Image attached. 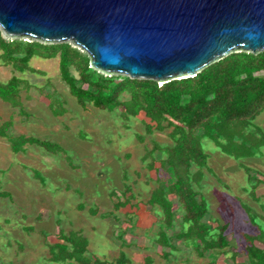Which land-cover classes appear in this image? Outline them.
<instances>
[{
	"label": "rangeland",
	"instance_id": "obj_1",
	"mask_svg": "<svg viewBox=\"0 0 264 264\" xmlns=\"http://www.w3.org/2000/svg\"><path fill=\"white\" fill-rule=\"evenodd\" d=\"M57 61V56H32L28 65L42 73L12 71L0 65V81L15 75L30 85L19 91L27 117L0 100V123H11L7 133L50 141L63 150L52 152L51 147L28 144L25 151L14 153L0 136V264H66L48 261L47 244L58 229L77 228L87 240L90 257L110 261L122 251L128 264H145L144 256L150 257L149 264H210L214 253L198 258L180 240H175L177 249L167 259L161 254L167 249L152 243L160 210L146 200L157 177L162 181L166 176L161 171L154 173L159 152H147L154 143L171 144L170 128L150 130L141 112L126 115L121 107L110 111L90 104L81 107L60 81ZM70 73L75 76L73 69ZM251 126L264 133V109ZM201 145L208 155L199 186L207 205L204 219L210 225L227 223L229 251L217 254L214 264H231V250L238 253L234 263L245 264L241 253L246 237L258 231L248 218L264 230V219L254 214L264 216V200L258 197L264 193V149L252 157L234 159L207 139ZM241 165L249 167L248 174L260 181L253 188L258 199L250 194ZM169 198L178 230L181 211L174 198ZM240 203L253 212L245 213ZM91 208L95 214L89 212Z\"/></svg>",
	"mask_w": 264,
	"mask_h": 264
},
{
	"label": "trees",
	"instance_id": "obj_2",
	"mask_svg": "<svg viewBox=\"0 0 264 264\" xmlns=\"http://www.w3.org/2000/svg\"><path fill=\"white\" fill-rule=\"evenodd\" d=\"M32 56L58 57V77L81 107L90 104L109 111L121 107L126 115L136 116L141 112L149 123L152 122L146 123L150 130L170 128L167 134L171 144L160 146L154 143L147 152H159L154 173L158 175L161 171L166 176L162 181L155 178L157 185L146 200L149 206L155 205L160 210L158 230L152 243L167 249L161 252L165 259L177 249L175 240L190 245L198 258L214 253L210 264H214L217 254L225 255L229 251L226 249L229 248L225 234L227 223L215 221L210 225L204 219L207 205L199 186L202 171L207 169L208 155L201 141H211L220 152L234 159L252 157L260 153V148L264 149V133L259 127L251 126V121L264 109V50L257 53L231 52L194 76L159 84L154 79L99 73L89 67L87 54L68 41L44 43L0 33V65L10 66L12 71L42 73L28 65ZM70 69L74 70L75 76ZM29 87L26 79L11 75L6 81H0V100L16 107L20 115L27 117L19 91ZM124 94L127 97L121 99ZM50 104L48 102V106ZM10 124V120L0 123V136L5 138L12 152L25 151L28 144L51 147L52 152L63 151L50 141L8 134ZM241 166L247 174L250 194L256 199L253 188L260 181L255 175L248 174L249 167ZM170 196L181 211L178 230L174 229V208ZM240 206L245 213L253 212L244 203ZM89 212L95 214L96 210L91 208ZM254 214L264 219V216ZM248 221L257 226L258 232L246 237L244 252L247 264H264V250L252 244L253 240L264 244V230L254 222V218L249 217ZM86 247L87 240L78 231L63 233L59 230L56 240L47 244V259L52 263L128 264L121 251L107 261L88 256ZM230 253L231 264H235L236 253L232 250ZM144 263H150L148 256Z\"/></svg>",
	"mask_w": 264,
	"mask_h": 264
},
{
	"label": "water",
	"instance_id": "obj_3",
	"mask_svg": "<svg viewBox=\"0 0 264 264\" xmlns=\"http://www.w3.org/2000/svg\"><path fill=\"white\" fill-rule=\"evenodd\" d=\"M0 29L70 41L99 73L160 84L264 50V0H0Z\"/></svg>",
	"mask_w": 264,
	"mask_h": 264
},
{
	"label": "crops",
	"instance_id": "obj_4",
	"mask_svg": "<svg viewBox=\"0 0 264 264\" xmlns=\"http://www.w3.org/2000/svg\"><path fill=\"white\" fill-rule=\"evenodd\" d=\"M146 123H148V122H146ZM264 194V193H263ZM263 194H260V195H258V197H259V199H262V200H264V198L262 197V195ZM256 227V229H257V226H255ZM264 228V227H263ZM59 230H61V229H58L57 230V232L59 231ZM69 230H74V231H78L82 236H83V234L81 233V230L80 229H69ZM69 230H66V229H64V230H62V232L63 233H65V232H67V231H69ZM157 230H158V227H157ZM258 230V229H257ZM57 232H56V235H55V237H53V241L52 242H54L55 240H56V236H57ZM258 232V231H257ZM255 234V233H254ZM154 238H155V236H154ZM153 238V239H154ZM152 239V240H153ZM52 242H50V243H52ZM255 242L256 243H259V244H262L261 242H259V241H256V240H253V242H252V244L256 247V248H259V249H263L264 250V244H262V246H257L256 244H255ZM49 244V243H48ZM155 245V244H154ZM87 248V247H86ZM122 252V251H121ZM123 254H124V252H123ZM236 254H238V253H236ZM241 254H245V252H244V248H243V252L241 253ZM125 255V257L127 258V259H129L128 258V256H127V254H124ZM115 257V256H114ZM113 257V258H114ZM149 257V256H148ZM246 257V256H245ZM143 258V262H144V259H146V256H144V257H142ZM150 258V257H149ZM235 261V260H234ZM246 262H247V260H246ZM52 263V262H51ZM59 263H66V264H70V263H72V261H65V262H59ZM245 264H247V263H245Z\"/></svg>",
	"mask_w": 264,
	"mask_h": 264
}]
</instances>
